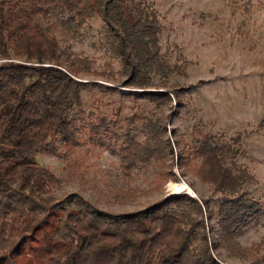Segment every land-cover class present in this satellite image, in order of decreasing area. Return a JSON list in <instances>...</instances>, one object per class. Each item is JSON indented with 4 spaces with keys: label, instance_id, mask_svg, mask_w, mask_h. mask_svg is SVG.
Returning a JSON list of instances; mask_svg holds the SVG:
<instances>
[{
    "label": "trees",
    "instance_id": "16d2710c",
    "mask_svg": "<svg viewBox=\"0 0 264 264\" xmlns=\"http://www.w3.org/2000/svg\"><path fill=\"white\" fill-rule=\"evenodd\" d=\"M92 14L104 21L110 52L119 60L125 84L148 86L152 70L175 69L166 67L159 55L161 25L145 0H0V264H219L204 239L201 246H192L194 224L185 201L194 199L186 194L115 215L78 196L77 208L67 206L70 196L49 203L47 195L59 180L36 163L35 155L48 137V145L77 142L84 127L79 89L89 82L73 74L89 72L90 64L87 58L65 52L71 68L61 67L57 59L63 51L55 34L65 39ZM34 15L48 24L41 26ZM144 88L127 94L154 105L169 99L164 91ZM98 120L104 124V117ZM262 125L264 120L258 127ZM143 126L154 132L147 122ZM90 127L99 133V125ZM123 137L120 164L125 171L140 149L143 158L159 159L158 145L135 142L129 133ZM235 154L231 145L204 140L193 152L197 163L192 173L222 193L217 222L225 245L253 264H264V241L249 248L232 242L237 229L260 213L259 204L242 188L254 177L235 164ZM131 194L122 192L124 197ZM38 212L42 216L36 219Z\"/></svg>",
    "mask_w": 264,
    "mask_h": 264
},
{
    "label": "rangeland",
    "instance_id": "374dc122",
    "mask_svg": "<svg viewBox=\"0 0 264 264\" xmlns=\"http://www.w3.org/2000/svg\"><path fill=\"white\" fill-rule=\"evenodd\" d=\"M145 1L161 25L159 55L166 67H175L149 72L148 86L124 83L126 75L110 52L106 26L99 16L84 17L65 39L55 34L63 51L57 59L61 67L71 68L66 53L87 58L90 64L89 72L73 74L76 80L89 82L79 89L84 127L77 142L48 145V137L35 155L36 163L59 180L47 199L52 204L70 196L67 206L77 208L78 196L115 215L139 212L167 196L186 194L194 199L185 201L194 224L192 246H201L204 239L217 263L253 264L230 250L219 236L217 210L222 193L201 182L192 168L197 163L195 147L204 140L232 146L235 164L254 177L242 185L246 197L260 207L255 218L237 229L232 242L249 248L264 241V125L258 127L264 120V0ZM34 19L43 27L48 24L40 15ZM140 88L164 91L169 99L154 105L127 94ZM101 116L103 125L98 120ZM132 117L135 120L128 123ZM146 122L154 132L143 126ZM90 124L100 126L98 134ZM124 133L135 142L158 145L159 159L143 158L140 149L125 171L120 164ZM232 158L227 157L225 164ZM179 182L185 191L167 190L169 183ZM129 191L131 195H122ZM35 216L41 218L42 212Z\"/></svg>",
    "mask_w": 264,
    "mask_h": 264
},
{
    "label": "bare ground",
    "instance_id": "6f19581e",
    "mask_svg": "<svg viewBox=\"0 0 264 264\" xmlns=\"http://www.w3.org/2000/svg\"><path fill=\"white\" fill-rule=\"evenodd\" d=\"M166 188L170 193H173V194L186 190V186L183 184V182H179L175 184L169 183Z\"/></svg>",
    "mask_w": 264,
    "mask_h": 264
}]
</instances>
